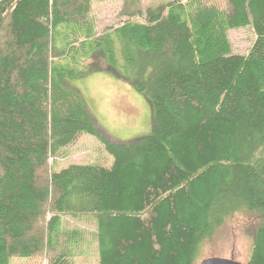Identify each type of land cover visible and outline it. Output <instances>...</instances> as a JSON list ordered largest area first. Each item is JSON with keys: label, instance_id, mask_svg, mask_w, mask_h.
<instances>
[{"label": "trees", "instance_id": "obj_1", "mask_svg": "<svg viewBox=\"0 0 264 264\" xmlns=\"http://www.w3.org/2000/svg\"><path fill=\"white\" fill-rule=\"evenodd\" d=\"M93 1L0 0V264H74L86 234L95 264H196L236 215L245 264H264V0H158L98 34ZM248 25L233 52L229 30ZM99 54L150 102L130 142L101 135L75 85ZM81 133L111 165L49 166Z\"/></svg>", "mask_w": 264, "mask_h": 264}, {"label": "rangeland", "instance_id": "obj_2", "mask_svg": "<svg viewBox=\"0 0 264 264\" xmlns=\"http://www.w3.org/2000/svg\"><path fill=\"white\" fill-rule=\"evenodd\" d=\"M158 0H106L93 1L91 18L95 21L96 33H100L107 26H114L125 19L142 20L145 8ZM232 51L245 53L256 35L251 25L230 29L228 32ZM100 55V54H99ZM95 72L87 73L75 81L87 101L91 114L101 131V135L119 142H130L149 132L152 126L151 106L145 94L137 91L128 81L120 78L105 63L104 58H91L85 62ZM67 156L56 157L52 164H48L58 171L69 164L111 165L113 156L106 148L105 142L98 136L81 133L76 140L67 147ZM50 172V168L47 169ZM245 216V214L243 215ZM236 215L225 226L217 231L213 241L206 245L204 254L207 257H222L246 262L249 255V238L244 233V227L249 223ZM64 225L68 228L81 227L91 233L95 223L91 217L73 219L64 216ZM85 244L74 257V264H95L98 249L89 234ZM205 258V257H204ZM11 264H47L46 258L29 259L13 257ZM196 264H199L197 262Z\"/></svg>", "mask_w": 264, "mask_h": 264}, {"label": "water", "instance_id": "obj_3", "mask_svg": "<svg viewBox=\"0 0 264 264\" xmlns=\"http://www.w3.org/2000/svg\"><path fill=\"white\" fill-rule=\"evenodd\" d=\"M199 264H245L233 259L222 258V257H207L202 259Z\"/></svg>", "mask_w": 264, "mask_h": 264}]
</instances>
